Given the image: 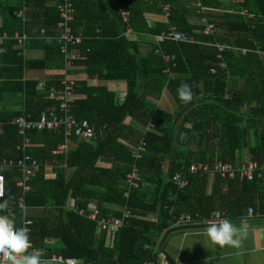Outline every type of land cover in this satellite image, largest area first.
Segmentation results:
<instances>
[{
  "label": "trees",
  "instance_id": "1",
  "mask_svg": "<svg viewBox=\"0 0 264 264\" xmlns=\"http://www.w3.org/2000/svg\"><path fill=\"white\" fill-rule=\"evenodd\" d=\"M74 1L72 28L84 39L79 48L83 59L75 64H86V75L100 80H125L127 93L120 102L115 92L105 86H90L70 71L76 79L75 93L87 96L76 100L72 111L78 120L90 123L93 138L86 141L68 136L64 127L28 133L35 146L28 152L38 161L39 170L28 182L25 204L46 210L44 216L33 218L30 226L32 248L43 249L46 239L58 238L64 243L59 254L81 264H143L146 260L159 264L156 246L182 215L204 222L214 212L224 211V219L241 221L252 208L255 215L264 216V176L253 181L216 177L211 195L207 194V174L187 171L189 183L184 188L173 181L175 174L194 162L239 164L244 149L249 160L264 163V0ZM60 3L0 0L4 18L0 37L4 33L9 37L1 43L0 59L10 53L22 63L14 49L17 41L12 38L25 28L14 15L23 6L28 7L25 25L27 19L34 18L32 26L37 27L39 36L47 29V37L38 41L48 52L57 53L54 59L47 56L40 62L47 70H60L61 75L47 80L39 94L36 90L40 99L27 102L22 114L29 120L56 106L57 101L49 95L62 88L64 62L52 39ZM197 3L205 9L203 14L198 13ZM166 5L170 6L169 17L150 23L151 16L165 17ZM204 15L215 23V34L205 35L204 27L196 22ZM171 25L194 42L157 44L155 37ZM128 30L138 40L131 39ZM145 35L152 43L150 50L142 53L141 37ZM217 44L226 47L225 68L219 66ZM157 49L170 55L171 61L166 62ZM229 79L240 81V88L229 87ZM181 83L192 88L193 99L188 103L177 96ZM30 86L35 89L38 82L26 83L28 93ZM164 92L175 104L163 110L158 101ZM127 117L134 123L127 125ZM13 128L18 137L17 127ZM196 134L198 144L192 150ZM142 142H146L147 152L136 159L134 153ZM61 145H67V151L56 154ZM20 152L15 149L10 159L19 158ZM47 165L53 166L52 174L45 172ZM135 170L144 182L140 188L128 184V175ZM20 175L17 169L5 174L3 200L8 203L15 202L20 193L16 186ZM69 201L74 202L73 208ZM89 206H97L105 218H122L125 209L133 217L116 233L98 234L96 223L79 214Z\"/></svg>",
  "mask_w": 264,
  "mask_h": 264
},
{
  "label": "crops",
  "instance_id": "2",
  "mask_svg": "<svg viewBox=\"0 0 264 264\" xmlns=\"http://www.w3.org/2000/svg\"><path fill=\"white\" fill-rule=\"evenodd\" d=\"M111 1L115 2L116 0ZM159 19L165 20L166 18L151 16L148 20L150 23H153ZM28 21L29 19H27L28 26L23 22V25L25 26L23 31H27V33L34 38L27 42L24 49L18 45L14 47V49L18 51V56L21 57L19 59H22V63H17L16 61L18 58L11 56L10 53H4L0 59V70L1 75H3L0 77V161L3 159H10V156L15 154V149L19 151L17 147L21 144L22 139L20 136L16 137L14 128L11 129V127L15 126L14 120L16 117L24 115L22 113L27 111V102H35L40 99V95L38 94L47 80L55 79L61 75L60 70H56V68L47 70V68L45 69L43 65H41L40 62L45 60L47 56L54 59L57 56V53L48 52L47 49L44 48L43 43L40 40L38 41V29L36 26L35 28L32 26L34 18H31L30 22ZM196 22L200 23V19H196ZM3 25L4 18L3 14L0 13V28H3ZM10 30L11 28L8 27V31ZM128 34H130L129 36L131 39L138 40L136 35L130 32ZM4 35L8 36L7 33H4L3 36ZM141 40H144L141 44V52L147 53L150 50L151 46L149 43H152V38L145 35L141 37ZM1 45L2 44L0 43V46ZM79 48L78 51L80 52ZM2 50L3 49L0 48V54ZM53 59L51 61H54ZM55 67L57 66L55 65ZM87 68L86 64H75L72 72L78 79H80V81L85 79L90 86H105L109 91L115 92L118 95L120 102L124 100L127 93V84L125 80H100L97 76L86 75L85 71H87ZM232 80L234 79L228 80V86L240 88V81L236 83ZM34 81L38 82V86L35 89L30 86L28 93L26 83ZM21 83H23L22 88L20 87ZM36 90L38 94H36ZM86 97L85 94L75 93V101L85 99ZM149 98L153 101L154 96ZM200 99V96L197 97V100ZM174 104L175 103L167 92H164L158 101V105L163 110L171 108ZM125 123L127 125L134 123L133 118L127 117ZM197 144L198 136L196 134L190 148L195 150ZM34 147L33 144L28 151ZM241 156L243 159L242 161L248 160V150L244 149ZM45 172L47 174H52L53 166L47 165ZM215 178L216 177L214 176H210L208 179V195L213 193ZM15 202H9L8 206H13L12 209L8 210V208H6L3 212L9 216H14L15 224L19 227L23 226L25 220H30L33 223V218H39L45 214V208H29L27 206L25 213H23L20 209L16 208ZM68 203L70 208L74 207L73 201H69ZM233 222L241 223L240 226H234L235 232L237 234L244 233L238 247L231 245H211L205 238L206 229H188L171 233L160 248L163 237L170 229L182 226L218 223L215 221L212 222L210 218L208 221L204 222L198 220H194L191 223L178 222L176 226L170 228L162 235L156 246V252L158 254L163 253L167 257L169 264H264V216L255 215L251 217L247 215L244 220L231 221V223ZM63 248L64 243L61 239L48 238L44 242L43 249H33L31 246L30 252L35 253L34 251L38 250L42 257L48 258L54 255H61L59 253ZM49 264L60 263L52 262Z\"/></svg>",
  "mask_w": 264,
  "mask_h": 264
},
{
  "label": "built area",
  "instance_id": "3",
  "mask_svg": "<svg viewBox=\"0 0 264 264\" xmlns=\"http://www.w3.org/2000/svg\"><path fill=\"white\" fill-rule=\"evenodd\" d=\"M52 4L57 3V0H49ZM60 4L57 6L59 13V21L54 27L55 35L52 39L59 46L60 54L64 62V73L65 76L61 81L62 88L57 92H52L49 95V99L57 101V105L49 108L45 113L41 114L36 120H29L24 115L16 117L14 120V125L18 129V134L22 139L20 145L17 149L21 151V156L15 159H3L0 161V200H3L6 196V179L5 174L8 171L17 169L21 174L20 179L16 183L17 187L20 189V193L16 199L15 205L25 213L27 207L25 204V195L30 191V186L28 182L31 177L39 170L38 161L29 154L28 149L33 145L28 133L30 131H44V130H57L64 127L66 129V134L68 136L75 135L80 140L89 141L93 138V130L90 126V123L87 120H78L74 115L72 109L75 106V85L76 79L70 76V71L74 68V65L77 61L83 59L82 53L78 51V48L82 45L83 38L79 35H76L72 28V23L74 21L76 7L74 0H60ZM199 8L198 13H204L205 9L200 3L196 4ZM165 18L169 17L170 6L166 5L164 7ZM27 8L23 6L20 10L15 11L14 15L22 19L23 22L26 21ZM126 15V14H125ZM128 16L126 15V18ZM200 24L204 27L203 33L205 35H213L216 32L215 23L211 22L209 17L204 15L200 19ZM131 33V30H128ZM47 37V29L43 28L41 30V35L39 38ZM25 30L22 33H16L12 39L17 41V45L22 49L25 48L28 41L33 39ZM9 37L4 35L0 37V43L8 40ZM157 44H162L166 41L174 42H194L192 38H188L184 33L179 31L176 26H169L166 31L157 35L155 37ZM218 47V59L221 60L219 66L225 68V62L223 60V54L226 51L225 46L217 44ZM157 53L163 55L166 62L171 61V56L164 53L161 49H157ZM242 54L245 55L246 51L243 50ZM169 71V69L167 70ZM212 73L216 72V69H211ZM152 127V126H151ZM67 145H61L56 154L63 153L67 151ZM147 152L146 142L137 148L134 153L136 159H141L144 154ZM192 174H207L214 177H220L222 179L235 180L237 178L241 180L253 181L255 179H262L264 176V163L260 164L256 161L246 160L242 161L239 164H234L230 162L219 161L213 165L209 163H197L194 162L187 168H184L182 172L177 173L173 176L174 183L180 187L184 188L188 185L189 181L186 179V172ZM143 179L138 172L135 170L133 173L128 175V184L134 188H140L144 185L142 182ZM128 196V193L125 194ZM13 206H7L8 210H11ZM81 215L86 216L88 219L96 223V232L102 234L103 232H118L124 225L125 221L133 217V213L125 209L122 218H113V217H103L97 206H89L86 210L80 211ZM224 211H216L212 214V222H219L221 219H224ZM249 216H255L252 208L248 211ZM194 219L190 215H182L179 218V223H191ZM32 225V221L25 220L23 222L24 228L28 230L29 238ZM32 242L30 239V248ZM29 248V251H30ZM34 254H37L41 257L42 264L49 263H60V264H80V261L76 258H67L63 255H54L52 257L44 258L41 256V253L37 250L34 251ZM157 262L159 264H169L167 257L160 253L157 255ZM4 264H7L5 261ZM88 264H96L90 262ZM143 264H155L154 261L146 260Z\"/></svg>",
  "mask_w": 264,
  "mask_h": 264
},
{
  "label": "clouds",
  "instance_id": "4",
  "mask_svg": "<svg viewBox=\"0 0 264 264\" xmlns=\"http://www.w3.org/2000/svg\"><path fill=\"white\" fill-rule=\"evenodd\" d=\"M177 96L183 103L193 99V91L188 83H181ZM8 201H0V264H42L41 257L29 251L30 238L28 230L15 224V217L3 210ZM244 233L237 234L234 225L227 218L218 223H210L206 229V240L211 245H231L238 247Z\"/></svg>",
  "mask_w": 264,
  "mask_h": 264
},
{
  "label": "water",
  "instance_id": "5",
  "mask_svg": "<svg viewBox=\"0 0 264 264\" xmlns=\"http://www.w3.org/2000/svg\"><path fill=\"white\" fill-rule=\"evenodd\" d=\"M234 226H240L241 223H232ZM209 224H201V225H190V226H182V227H177V228H173V229H170L166 234L165 236L163 237V240L160 244V248L163 246L164 242L166 241L167 237L171 234V233H174L176 231H179V230H188V229H207V226Z\"/></svg>",
  "mask_w": 264,
  "mask_h": 264
}]
</instances>
